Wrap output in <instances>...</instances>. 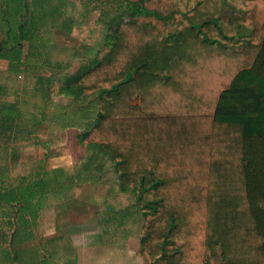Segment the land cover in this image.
I'll return each mask as SVG.
<instances>
[{
    "label": "trees",
    "instance_id": "16d2710c",
    "mask_svg": "<svg viewBox=\"0 0 264 264\" xmlns=\"http://www.w3.org/2000/svg\"><path fill=\"white\" fill-rule=\"evenodd\" d=\"M161 1L182 8L174 32L141 20L167 19L148 0H121L93 64L63 90L82 101L80 138L135 193L149 264H264V0ZM24 5L0 59L32 33ZM0 202L23 218L29 199L7 188Z\"/></svg>",
    "mask_w": 264,
    "mask_h": 264
},
{
    "label": "crops",
    "instance_id": "0c3cea01",
    "mask_svg": "<svg viewBox=\"0 0 264 264\" xmlns=\"http://www.w3.org/2000/svg\"><path fill=\"white\" fill-rule=\"evenodd\" d=\"M52 1L55 3V6L47 12H61V6L59 5L64 4L66 6L65 12L63 13L64 15L61 14V20L53 23L56 25V28H59V30L55 28L50 30L54 25H48L51 21L53 22V18L49 17L47 20L41 21L42 24L45 23L48 26L44 25L43 27L38 24L40 32H37L36 36L35 33L29 34L26 40L22 42L21 46L14 49L15 51L11 49L8 53L2 54V57L8 56V59H0V65L6 63V69L9 71L12 65L9 57H12L11 59L13 60V63L16 62L17 64L16 60L17 56H19L18 63L22 65L20 73L26 75V72L28 71V73L31 74V77L33 76V79L29 81L26 80L27 78H30L27 74L25 81L17 82L15 76H13V79L10 76L9 80L6 79L3 83L0 82V150L8 152L7 156H9V159L5 160L6 163H9V165L15 163L11 164V166L6 164L4 165L5 167L2 166L4 162L0 163V194H2L5 189L9 188V192L12 194L13 198H18V196L21 198V196H25L26 199H29L27 205L28 210L23 218H17L16 216L19 209L18 204L13 203L8 209L2 205V202H0V250L3 248L6 249L4 258L2 257L0 259H3L0 261V264H32L34 262H32L31 259L36 260L34 264H65V260L62 259L60 252H56L54 250L55 248L52 249L53 251L50 249L51 246H54L55 242H61V240L64 239V236H49L52 234V231L48 230L45 233L48 237L42 239L44 235L43 233L41 239L38 237L40 229H44L45 225H48L49 229L50 223H53L52 225L58 230L59 228L57 226L60 224L58 220L62 219L63 221L62 217H66L65 214H60V211H57L53 212L51 218L48 219L50 217L49 207L51 206V203L47 204L45 201L47 202L53 199L55 197L54 195L59 197L57 200L58 202H55L57 203V206L55 204L54 208L55 206L58 207L62 205L65 198H67L66 201L73 203L71 204L73 209L75 206L79 208L80 205H78V202L81 203L83 199L87 200L86 202H91L97 199V185L103 184L106 185L104 189L105 199L108 197L120 198L129 193H131L136 199L134 192L121 191L120 175L117 171L118 166L110 158L105 159L113 164L114 173L117 174V177H113V179L106 177L103 180V176H100L105 172L102 163H94L93 166H91V169L83 171L85 173L80 171L77 174L75 173L77 166L72 168L68 165L69 170H71L68 171L69 174L65 169V165L53 167V163H47V160L41 159L43 157L39 158V160H43V163H35V165L30 167L28 165L33 163H30L28 160L25 161L22 158H17L18 154L16 153L13 154L14 151L19 150L20 152L24 148V142L27 144L29 141L34 146L33 141H36V136H56L63 133L65 134V131H72L73 133L77 131L80 138V135L83 132L80 109L82 101L75 102L73 98L63 94V90L65 87L79 85V73L83 67L91 66L93 64L97 52L100 51L105 43V41L103 43V40L105 39L106 34L103 35L101 43H96L92 40L94 46H92L90 41H82L78 38L79 34H81V30L78 26L81 24L85 29H90L92 23L95 25L96 21L94 20L93 22L92 13L90 11L87 12V20L77 18L71 19V17L69 18L67 15V6L68 1L70 0H58V2L55 0ZM21 2L22 4L23 2L24 4L26 3L25 7L27 11L25 15L28 14L27 17L24 18V20L26 19V22L27 20L31 21L28 17H30V14L32 13L37 16L34 20L35 22L39 16V19L45 16L46 11H43V9L40 8L41 6L39 7L38 2H36L38 10L34 12L33 6L35 5V1L22 0ZM21 19L23 18L19 17V20ZM31 23L33 22L31 21ZM72 40H76L79 44L71 43ZM33 49L37 50L36 55L40 58V60L37 61L38 63L34 62L36 64H30L29 56L32 55L31 51H33ZM13 52L18 53L13 55ZM54 72H58V74L55 75ZM65 72H72V75L66 74L62 79L61 75L65 74ZM18 77L21 78V76ZM34 77H37L40 80L37 82V85ZM32 98L36 99L38 105L41 106L40 112L38 113L30 114L28 113V109L25 108V105L27 106V104L30 103L28 102L29 99ZM94 98L97 97L93 96L89 98L86 103L94 100ZM64 100H70L73 104V108L69 113H67L66 106L63 105L60 107V104H58L64 102ZM137 102L139 101L137 100ZM24 108L25 113L22 112ZM45 110L46 114L49 115L47 122H45L44 117L46 116ZM94 112H96V108ZM91 116L92 114L89 115V118ZM22 119H37L42 120V122L38 123L36 127H34L35 124L32 123L30 126L28 125L29 127H26L21 123ZM6 136L13 139L7 142L5 138ZM15 137H31V141L30 138L26 140H17ZM80 141H82L81 138ZM37 144L40 145L38 141ZM85 144L87 146V142ZM44 148L49 151L48 149L50 146ZM31 149H33L34 155V148ZM23 164H26L25 168L23 167ZM80 164L81 163L78 164L79 167ZM92 169L96 172L95 174L88 173ZM110 183L113 187H110V185L108 186ZM115 183L116 186L114 187ZM51 194H53V196ZM63 197L65 198L63 199ZM40 220H42V223L40 228H38ZM65 222H69V220ZM3 225L6 228H3ZM61 226H63V224ZM75 228L78 229L79 227L76 225ZM6 234L8 238L5 237ZM78 236L76 237L79 240ZM92 236H95V234ZM3 237H5L4 240ZM141 237L142 236L139 237V250ZM99 238L101 237H98L97 239ZM31 248H39L46 253L51 251L52 256L43 257L41 255L39 257L34 256L31 258L28 254V250ZM81 248H83V246L79 247V249ZM76 249H69V251L70 253H75ZM142 257L143 258H140L143 259L145 263L149 260L145 254H143ZM131 259L133 260L134 257L129 255V251L126 252L125 260L131 263ZM68 263L78 264L76 254H70V257H68ZM109 264L111 263L109 262Z\"/></svg>",
    "mask_w": 264,
    "mask_h": 264
},
{
    "label": "rangeland",
    "instance_id": "374dc122",
    "mask_svg": "<svg viewBox=\"0 0 264 264\" xmlns=\"http://www.w3.org/2000/svg\"><path fill=\"white\" fill-rule=\"evenodd\" d=\"M22 0H0V46H3L4 42H2L3 39H15L16 34L13 27L8 26V23L10 25L14 24L16 20H19L18 14L22 10ZM35 1V5L33 6V12L37 11L38 8L36 7V2L39 3V7L43 9L45 12V16L39 17L36 19V22L34 21L37 17L34 13L30 14L29 19L33 23H31L30 20L25 19L26 23V31L30 30L32 33H35V36L37 32H40L39 25L43 26L50 25L52 26L53 23L56 21L61 20V14L65 12L66 6H61V12H47L49 9L53 6H55V3L52 0H33ZM58 2V0H55ZM61 1V0H60ZM63 1V0H62ZM121 0H70L68 1V17L87 20V12L90 11L92 13V19L96 21L95 25L92 23V27L89 29H85L83 25H79V29L81 30V34H79L78 38L82 41H90L92 43V40L96 43H101L103 39V35L107 32V24L110 22L113 17L117 16L118 8L121 6ZM27 3V1H26ZM25 3V4H26ZM124 3V4H123ZM123 5L125 6L126 2L123 1ZM26 5H24L25 7ZM148 9L154 10L158 13H160L163 17H167L166 20H157L156 18H141L142 21H147L152 24H155L164 35H168L176 29V25L179 23L181 19L180 11L182 8H180L178 5H168L161 0H148V3L145 5ZM40 10V9H39ZM25 11V10H24ZM31 12V11H30ZM40 12V11H39ZM38 13V12H37ZM28 15V14H27ZM25 15V17H27ZM49 17L53 18V22L51 21L48 25L43 23L41 21L47 20ZM55 18V19H54ZM127 18V16H126ZM229 14L225 13L224 18L222 20V23L225 25L228 32L231 34L236 33L239 31L237 26L230 23L229 20ZM41 22V23H39ZM39 24V25H38ZM50 28L57 29L55 24H53ZM30 27V28H29ZM34 27V28H33ZM8 31V32H7ZM25 32V31H24ZM29 35V34H27ZM11 41V40H9ZM105 39L103 40L104 43ZM12 43V42H11ZM34 43V42H33ZM71 43L79 44L76 40L71 41ZM92 46H94V42L92 43ZM15 51V50H14ZM35 49H33L32 55L29 56L30 64H33L34 62L38 63L37 61L40 60L38 56L36 55ZM18 52H13V55H16ZM63 56V55H59ZM26 61V60H25ZM34 63V64H36ZM6 63H3L0 65V82H4V80H9L10 76L13 79V76L16 77L17 82L19 81H25L27 74L30 76V78H27L26 80L33 79V76L31 77V74L26 72L27 74L24 75L21 73L15 72H9L6 69ZM12 69V68H11ZM2 70V72H1ZM30 71V70H29ZM10 74H9V73ZM50 72V71H49ZM21 74V75H20ZM55 75L58 74V72H54ZM66 74H71L72 72H65V74L61 75L62 79L65 77ZM18 76H21L18 77ZM36 85L37 82L40 81L39 78L34 77ZM61 79V78H60ZM61 79V80H62ZM30 103L25 105V108L28 109V113H38L40 112V105H38V102L36 99H29ZM62 103V104H61ZM58 103L61 106H66L67 113L71 111L73 108L72 102L64 100V102ZM77 105V104H76ZM76 107V106H75ZM25 108L22 112L25 113ZM33 111V112H32ZM27 113V114H28ZM46 114V110H45ZM45 122L48 121L49 115L46 114ZM42 122V120L37 119H22L21 123L29 127L32 124H35L34 127L38 123ZM29 125V126H28ZM78 132L75 131L73 133L72 131H65V134H59V135H49V136H36V141H33L34 146L31 142L28 141L26 144L24 142V148L19 152V150L14 151L13 154H18L17 158H22L23 160H28L30 163L28 166H33L35 163H43V160H47V163H53L54 166H60L65 165L66 171L69 170L70 165L72 168L76 167V174L80 171H86L87 169H91V166H93L94 163H102L104 167V174L100 175L103 176V180L106 177H109L110 179H113V177H117V174L114 173V167L113 164H111L110 161L103 158L102 155L98 152H93L91 150H88L86 147V142L80 141V138L77 134ZM1 138V137H0ZM7 142L13 138L5 137ZM17 140L23 139H29L31 141V137H15ZM37 141L40 143V145L37 144ZM50 146L47 151L44 147ZM15 147V146H14ZM34 148V155H33V149ZM10 149V148H9ZM45 149V150H44ZM1 151V150H0ZM46 151V152H45ZM8 152L1 151L0 152V163L4 162L2 166L8 165L11 166V163H6L5 160L9 159ZM40 157H43L39 160ZM16 158V159H17ZM25 163V162H23ZM74 163V165H73ZM79 163L80 167H79ZM27 164V163H26ZM26 164H23V167H26ZM73 165V166H72ZM5 167V166H4ZM22 167V168H23ZM16 169V168H15ZM62 169V168H60ZM64 169V168H63ZM23 170V169H22ZM69 173V172H68ZM85 173V172H83ZM89 174L96 172L92 169ZM70 174V173H69ZM51 177V176H50ZM113 187V185L110 183L108 186ZM98 186V194L97 199L91 202H86L87 200L83 199L81 203L78 202V205H80L79 208L77 206L71 207L70 201H66L67 198H65L62 205L57 206L58 202L57 200L59 197L57 195H54L55 199H51L49 201H45V203L50 204L49 207V213L51 218V215H53V212L60 211V214H65L66 217H62V219H59V225L57 226L59 229L57 230L53 223L44 226V229H40L39 231V238L41 239L42 233L44 234L42 239H45L46 236L45 233L49 230L52 231L49 236L56 235V236H64V239L61 240V242H55L54 246H51L50 249H54L56 252H60V255L62 259L65 260V264L68 263V257L71 255L76 254V259L78 264H109V262L112 264H148V261L146 263L143 261L142 252L139 250V237L142 236L145 226L147 222L142 218L141 214L139 213L138 206L136 204L135 197L129 193L125 196H122L120 198L118 197H108L107 199L104 198L105 195V186L103 184L97 185ZM116 186V183L114 187ZM52 193V192H51ZM53 196V194H51ZM62 197V196H61ZM61 199V200H63ZM56 204L55 208L54 205ZM137 206V207H136ZM77 208V209H75ZM69 220V222H65ZM42 220L39 222V227L41 226ZM77 223V224H76ZM63 224V226H61ZM78 226L79 228H75V226ZM3 228L4 227L3 225ZM7 233V232H6ZM8 234V233H7ZM7 234L5 237L8 238ZM95 234V236H92ZM79 235V236H78ZM79 240L77 239V237ZM105 236V237H104ZM3 237V240L5 239ZM37 237V238H38ZM98 237H101L97 239ZM80 242V245H79ZM73 248H72V247ZM83 246V248L79 249V247ZM37 247V246H36ZM76 249L75 253H70V250ZM39 250V252H38ZM134 253V255H131L134 257V259H131V263L129 261L125 260L126 252ZM6 249L0 250V259L3 257ZM51 251H48L47 253L44 250H40L39 248H31L28 250V254L30 257H39V256H52ZM16 254V253H14ZM141 257V258H140ZM30 259V258H29ZM3 260V259H2ZM0 260V261H2ZM32 262L35 263V259H31ZM32 263V264H34ZM213 264H221V258L220 254L217 255V257L213 260Z\"/></svg>",
    "mask_w": 264,
    "mask_h": 264
},
{
    "label": "clouds",
    "instance_id": "9594fccd",
    "mask_svg": "<svg viewBox=\"0 0 264 264\" xmlns=\"http://www.w3.org/2000/svg\"><path fill=\"white\" fill-rule=\"evenodd\" d=\"M129 255L131 256V255H134V253H129Z\"/></svg>",
    "mask_w": 264,
    "mask_h": 264
}]
</instances>
